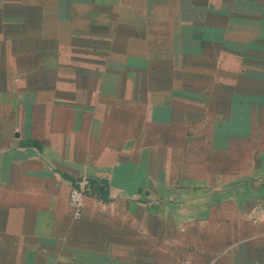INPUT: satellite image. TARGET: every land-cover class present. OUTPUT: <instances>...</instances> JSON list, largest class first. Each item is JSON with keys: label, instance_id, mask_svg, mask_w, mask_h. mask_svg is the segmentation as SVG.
<instances>
[{"label": "crops", "instance_id": "obj_1", "mask_svg": "<svg viewBox=\"0 0 264 264\" xmlns=\"http://www.w3.org/2000/svg\"><path fill=\"white\" fill-rule=\"evenodd\" d=\"M61 1L75 4L73 12L58 4L60 16H74V25L88 14L87 3L99 7L94 11L99 17L116 16L118 24V8L130 16L138 2ZM204 1L211 3L184 4L192 10ZM212 1L222 6L214 12L218 20L211 31L222 33L218 60H226L225 79L216 81L217 90H193L182 106L192 108L190 113L176 120L171 132L167 98L180 95L168 82L161 84L165 73H103L79 64L72 76L79 82L74 88L79 99L72 106L55 100L70 95L62 61L42 63L49 69L42 72L45 88L38 90L35 82L43 78L22 71L36 60L0 62V264H264V118L256 111L264 104L253 94L254 105L247 108L242 91L241 104L231 105L230 96L225 100V89L247 81L240 72L227 76L252 62L247 56L242 62L238 54L248 51V23L255 25V40L264 41V0ZM0 2H19L21 9L28 0ZM147 3L150 16L157 15L151 7H170L165 0ZM171 9L181 25L196 15L181 6ZM16 20L20 34L25 24ZM105 20L98 26L106 27ZM254 49L253 59L264 64V44ZM178 76L175 82H183ZM151 79L159 88L152 89ZM145 82L146 89L136 88ZM43 97L45 104L38 101ZM79 178L94 183L87 185L76 219L69 196Z\"/></svg>", "mask_w": 264, "mask_h": 264}, {"label": "rangeland", "instance_id": "obj_2", "mask_svg": "<svg viewBox=\"0 0 264 264\" xmlns=\"http://www.w3.org/2000/svg\"><path fill=\"white\" fill-rule=\"evenodd\" d=\"M185 1L165 0L166 7L168 4H170V7L162 10L151 7L150 11L157 13V15L150 16L147 9V5H149L147 0H138L130 16L122 13V11L125 12V7L118 8V24L115 23L116 16L108 14L107 17H99L97 13H94V11L97 12L96 9H99V7L96 8L87 3L84 10L88 14L78 17L77 25H74L75 18H71L74 16L65 15V18L60 16L58 4L62 3L61 0H28L27 5L21 9L17 6L19 2H0V17L3 15L5 17L4 20L0 21V23L3 22L0 25H4L5 28L3 29H6L5 32H0V58L3 57L0 62L6 63L15 60V58H18L19 61L22 59L25 61L36 60V65H23L22 71L23 73L37 72V75L43 78V80L35 82L38 90L45 88L47 81L42 72L49 69L48 65L42 63L62 61L63 67H67L64 70L68 79L65 86L69 85L65 89L69 91L70 95L63 96V98L55 96V100H63L64 103L72 106H76L79 99L76 94L77 90L74 89L78 87L79 82L72 80L74 72L77 71L79 66L81 68L83 66L79 64L86 63L87 68L96 67L97 70H101L103 73L123 72L139 76L157 73L159 75V72L165 73L168 78L161 81V84L168 82L167 88L176 91L180 95V97L167 98L166 131L171 132L168 130L175 128L176 124L174 122L190 113L192 108L183 109L182 106L185 105V102L189 103L191 99L189 94L193 90L206 88L213 91L217 90L216 81L225 79V74L222 73L221 69L226 60H218V57L223 56V51L219 47L222 45V33L211 31L218 20L217 17L214 18V12L222 9V6L211 0L210 4L204 1L203 4H196L190 10L189 7L185 6ZM5 4L10 6V9L5 10L3 7ZM60 5L67 6V10L71 12L74 11L72 9L75 4L62 3ZM180 6L187 9L185 14L189 12L196 14L191 17L186 16V22L183 25L178 21V17L172 16L173 12L170 11L172 10L171 7ZM104 9L106 10V8ZM17 12L21 14V18H16ZM29 13L31 14L29 15ZM44 13L52 16L44 18L42 16ZM31 15H36V17H31ZM103 18L106 19L104 22L106 27L98 26V22H102ZM253 18L251 17V19ZM16 19L23 20L25 24L22 26L20 34L15 33L17 28ZM122 19L127 22L133 21L134 25L128 26L127 23L121 21ZM235 23L237 24V21ZM193 27L196 29L195 33H193ZM254 27L253 23L252 25L251 23L247 24L248 51L242 49V53H238L243 55L242 62L245 61V56H247L248 61L252 62L246 65L244 63L237 65L231 75L227 76V78L237 76L240 72L247 79V81H242L241 86H233L231 92L225 89V100L229 101L230 96L231 105L241 104L242 102L247 108H250L251 105H254L253 94L261 96L264 104V64L257 57H255L256 59L252 57L254 56L253 52H255L254 48L264 44V41L255 40L257 35ZM183 28L185 32L182 35ZM185 39H189L190 42L185 41ZM179 45H182L181 49ZM192 45L194 51L191 49ZM231 50L232 47L228 49V52ZM90 62L93 63L90 65ZM218 62L221 66H218ZM0 66L3 68L2 64ZM54 71L58 74L57 70L54 69ZM61 73L63 72L59 74ZM13 74L15 73L13 72ZM175 75H179L178 78H182L183 82L178 80L175 82L173 77ZM13 80L15 79L13 78ZM140 83L142 84V82ZM150 84L152 89L159 88L156 79H151ZM154 85H157V87ZM136 88L146 89V82L142 86L136 85ZM219 91L222 92V87L217 92L219 93ZM239 91L248 95L241 102L238 99ZM55 93H58V91ZM16 94H13V98ZM27 99L25 100L27 101ZM102 99L105 103H110V98L103 97ZM106 99H109V101L106 102ZM138 99L136 96L134 101L138 102ZM38 101L45 104L47 99L43 97ZM195 111L200 112L201 110L196 109ZM256 111L257 115L264 118V107ZM199 112H197V115L200 116L201 113ZM156 114H158L157 111ZM248 115H251L250 110ZM93 183L88 178H79L72 187H81L85 184L86 196L87 185Z\"/></svg>", "mask_w": 264, "mask_h": 264}, {"label": "built area", "instance_id": "obj_3", "mask_svg": "<svg viewBox=\"0 0 264 264\" xmlns=\"http://www.w3.org/2000/svg\"><path fill=\"white\" fill-rule=\"evenodd\" d=\"M85 201V184L81 187H72L70 190L69 203L74 218H79L82 214Z\"/></svg>", "mask_w": 264, "mask_h": 264}, {"label": "trees", "instance_id": "obj_4", "mask_svg": "<svg viewBox=\"0 0 264 264\" xmlns=\"http://www.w3.org/2000/svg\"><path fill=\"white\" fill-rule=\"evenodd\" d=\"M98 182L100 183V181L98 180Z\"/></svg>", "mask_w": 264, "mask_h": 264}]
</instances>
